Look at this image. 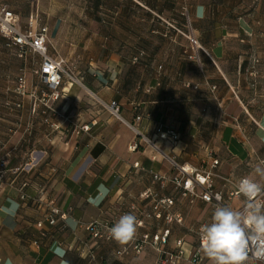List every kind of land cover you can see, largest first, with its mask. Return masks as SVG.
<instances>
[{"label": "crops", "instance_id": "crops-1", "mask_svg": "<svg viewBox=\"0 0 264 264\" xmlns=\"http://www.w3.org/2000/svg\"><path fill=\"white\" fill-rule=\"evenodd\" d=\"M32 4L39 27L49 28V56L65 58L84 86L69 83L62 97H49L32 72L41 57L19 58L0 34V88H14L27 70L26 95L0 94V264H160L151 245L137 253L83 227L123 212L142 222L137 236L168 232L163 247L175 251L183 239L189 255L215 207L171 180L162 185L155 175L172 178L176 169L153 158L128 123L149 137L158 126L178 131L176 144H162L166 152L181 165L213 169L228 198L224 178L238 181L264 159V0L0 1L21 27ZM183 6L212 56L201 52L202 67L187 53ZM164 198L174 204L157 218L154 205ZM243 202L229 199L233 208ZM169 213L181 221L167 222Z\"/></svg>", "mask_w": 264, "mask_h": 264}, {"label": "built area", "instance_id": "built-area-1", "mask_svg": "<svg viewBox=\"0 0 264 264\" xmlns=\"http://www.w3.org/2000/svg\"><path fill=\"white\" fill-rule=\"evenodd\" d=\"M184 14L187 21V32L184 33L186 38L190 42V48L187 51L190 59L195 60L199 66L202 67L201 52H205L212 58L211 54L205 49L200 43V40L196 34L195 29L192 26L190 19V11L185 8ZM40 16L36 13L31 17L25 27L19 25V17L7 6H0V34L7 39V47L14 50L19 58H25L29 52L36 53L41 57V62L37 67H35L32 72L34 75L40 78L42 83L50 89L49 97L53 99H58L63 96L65 86L67 84H79L84 86L82 78L77 74V72L71 67L69 62L62 57L54 58L49 56L48 49L50 44V35L48 26L39 27ZM259 62L258 58H253L254 68ZM254 74H257V70H253ZM17 90L18 93H27V70L25 67L20 69L19 75L17 77ZM108 107L113 114L120 117V106L117 101H112ZM141 116L135 118V122H139ZM131 128H133L142 138L144 142L151 145L154 149L153 158L158 155L164 159H167L172 166L176 169L177 173L172 177L168 178L165 176L155 175V178L161 180L162 185L165 184L166 180H171L176 184L177 187L184 190V194H191L194 197L200 198L201 200L212 204L214 207L218 203L229 204V199L233 197H242L238 194L236 190V183L238 181H231L224 178L226 182L232 186L228 198L225 197L223 191L217 190L215 188V178L218 175L213 171V169H198L190 167L187 165H181L177 162L174 156L168 154L162 144H176L180 139V133L173 129H164L162 126H158L155 130L154 137H149L146 134L141 133L135 123H128ZM83 130H88V126L82 127ZM219 163L218 160H214L213 167ZM136 166L138 164L136 163ZM18 169L14 170L17 172ZM220 197V200H217ZM21 198H26V193L21 188ZM244 199V198H243ZM174 204L172 198H164L159 200L155 205V217L162 218L163 209H168ZM243 205V204H242ZM239 206L236 209L242 207ZM55 213H58L57 211ZM126 214L123 212L117 217L112 218L108 221L94 220L92 222L83 224V227L96 239H101L105 241H114L109 237L108 229L114 225V223L122 216ZM65 214H61L62 219L65 218ZM181 221V218L168 214L166 216L167 222H172L173 220ZM57 221L56 217H50L49 222L55 224ZM41 226L42 223H39ZM138 225H142L140 221ZM200 228V227H199ZM198 228V230H199ZM197 234L199 237V231ZM169 233L164 232L163 234H144L141 237L135 236L133 241L130 242V246L137 253H141L147 245L153 246L159 254L160 264H180L182 260L188 259L192 264H206V257H204L201 252V244L199 239V246L192 251L189 255L187 254V249L183 239H179L176 242L175 251H168L163 247V244L167 242V237ZM129 251L128 247H124L122 250L117 252V255L127 254ZM188 255V256H187Z\"/></svg>", "mask_w": 264, "mask_h": 264}, {"label": "clouds", "instance_id": "clouds-1", "mask_svg": "<svg viewBox=\"0 0 264 264\" xmlns=\"http://www.w3.org/2000/svg\"><path fill=\"white\" fill-rule=\"evenodd\" d=\"M244 198L241 208L218 203L209 223L199 228L201 252L210 264H264V159L236 183ZM220 200V197H217ZM139 221L126 213L108 229L109 237L127 245L136 236Z\"/></svg>", "mask_w": 264, "mask_h": 264}, {"label": "rangeland", "instance_id": "rangeland-1", "mask_svg": "<svg viewBox=\"0 0 264 264\" xmlns=\"http://www.w3.org/2000/svg\"><path fill=\"white\" fill-rule=\"evenodd\" d=\"M2 1V0H0ZM68 10V12L71 10V8H66ZM80 10V9H79ZM189 11H190V8H189ZM37 12H39V14L42 16V13L39 11L38 7L34 4H32L30 7H28V15L30 14L31 15H35ZM190 19H191V22H192V26L193 28L196 30L195 28V24H194V21L192 19V16H191V11H190ZM44 16H46L44 14ZM187 26V24H186ZM6 91V92H5ZM0 94H6V95H16V96H23V95H26V94H21V93H18V90H17V85H15V87H10V88H0ZM16 107L17 108H21L22 105L20 102H17L16 103Z\"/></svg>", "mask_w": 264, "mask_h": 264}, {"label": "trees", "instance_id": "trees-1", "mask_svg": "<svg viewBox=\"0 0 264 264\" xmlns=\"http://www.w3.org/2000/svg\"><path fill=\"white\" fill-rule=\"evenodd\" d=\"M185 8H188L189 9V7L188 6H183L182 7V15L185 17V33L187 32V26H186V24H187V21H186V16H185V14H184V10H185Z\"/></svg>", "mask_w": 264, "mask_h": 264}]
</instances>
